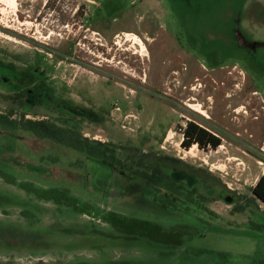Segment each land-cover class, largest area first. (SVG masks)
I'll return each instance as SVG.
<instances>
[{
  "label": "rangeland",
  "instance_id": "1",
  "mask_svg": "<svg viewBox=\"0 0 264 264\" xmlns=\"http://www.w3.org/2000/svg\"><path fill=\"white\" fill-rule=\"evenodd\" d=\"M0 64V114L12 119L51 120L91 140L184 160L241 196L264 173V0L0 3ZM190 121L222 145L183 149L179 130ZM119 173L0 126V264H264V204L233 213V198L219 191L216 202L160 205L152 186L122 191ZM174 179L202 189L188 175ZM54 188L80 207L192 227L198 236L170 247L120 235L33 192Z\"/></svg>",
  "mask_w": 264,
  "mask_h": 264
},
{
  "label": "trees",
  "instance_id": "2",
  "mask_svg": "<svg viewBox=\"0 0 264 264\" xmlns=\"http://www.w3.org/2000/svg\"><path fill=\"white\" fill-rule=\"evenodd\" d=\"M6 70L0 64V75ZM13 115L0 114V126L18 129L22 132L31 133L41 141H50L79 152L86 160L92 159L113 169L120 171L117 174L118 187L128 195H136L152 186L159 191L154 192L151 187L147 188L153 198V202L160 205L168 200L171 205H176L175 198H181L188 203H195V199H211L213 202L221 199L219 191L226 192L234 200L232 212L243 213L246 208L259 209V203L264 204V173L259 178L255 187L251 189V196L238 195L229 190L219 178H216L206 169L197 168L184 160L177 159L154 151L143 152L138 148L115 145L111 142H101L85 137L76 128L61 126L51 120H31L22 115L19 119H12ZM183 136L181 146L189 150L197 146L201 150H217L222 145L219 136L203 128L198 123L190 121L185 128H180ZM84 160H77L78 164ZM86 163V162H85ZM179 174L188 175L200 180L202 189L191 188L183 181H176L174 176ZM34 194L41 200L53 202L56 205H65L80 213H88L100 217L116 233L124 236L138 237L151 243L182 247L187 241L198 236L197 229L187 226H175L166 228L161 224L144 219L130 217L117 212L102 211L92 205L80 207L77 200L71 196L67 189L34 190ZM211 193L208 198L206 193Z\"/></svg>",
  "mask_w": 264,
  "mask_h": 264
},
{
  "label": "flooded vegetation",
  "instance_id": "3",
  "mask_svg": "<svg viewBox=\"0 0 264 264\" xmlns=\"http://www.w3.org/2000/svg\"><path fill=\"white\" fill-rule=\"evenodd\" d=\"M181 25H182V26H181ZM178 26H179V25H178ZM178 26H177V27H178ZM178 29H182L183 32L187 34V32H186V28L183 26L181 20H180V26L178 27ZM178 29H177V30H178ZM190 32H191V27H190V29H189V31H188V34H187V37H186V39H187L189 45H191V44L194 42L193 35H192V33H190ZM189 34H190V36H189ZM190 41H191V42H190Z\"/></svg>",
  "mask_w": 264,
  "mask_h": 264
},
{
  "label": "bare ground",
  "instance_id": "4",
  "mask_svg": "<svg viewBox=\"0 0 264 264\" xmlns=\"http://www.w3.org/2000/svg\"><path fill=\"white\" fill-rule=\"evenodd\" d=\"M0 3H3L4 5L14 6L15 0H0Z\"/></svg>",
  "mask_w": 264,
  "mask_h": 264
}]
</instances>
